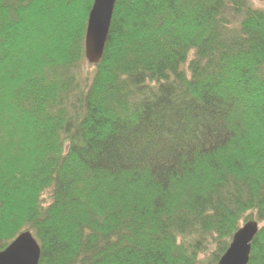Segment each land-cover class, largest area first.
<instances>
[{"label":"trees","instance_id":"1","mask_svg":"<svg viewBox=\"0 0 264 264\" xmlns=\"http://www.w3.org/2000/svg\"><path fill=\"white\" fill-rule=\"evenodd\" d=\"M94 1L0 0V251L218 264L257 221L264 264V8L117 0L82 73Z\"/></svg>","mask_w":264,"mask_h":264},{"label":"water","instance_id":"2","mask_svg":"<svg viewBox=\"0 0 264 264\" xmlns=\"http://www.w3.org/2000/svg\"><path fill=\"white\" fill-rule=\"evenodd\" d=\"M264 2V0H259ZM117 0H95L90 11L85 38V58L98 65L105 52ZM259 225L249 222L234 235L218 264H249L252 243ZM41 248L30 232L19 235L5 250L0 251V264H39Z\"/></svg>","mask_w":264,"mask_h":264},{"label":"rangeland","instance_id":"3","mask_svg":"<svg viewBox=\"0 0 264 264\" xmlns=\"http://www.w3.org/2000/svg\"><path fill=\"white\" fill-rule=\"evenodd\" d=\"M252 2H254L255 5L260 7V8H264V2H260L259 0H252ZM92 68H93V66H91L90 64L87 63L84 70H82V73H90V72H92L91 71Z\"/></svg>","mask_w":264,"mask_h":264},{"label":"bare ground","instance_id":"4","mask_svg":"<svg viewBox=\"0 0 264 264\" xmlns=\"http://www.w3.org/2000/svg\"><path fill=\"white\" fill-rule=\"evenodd\" d=\"M109 38V37H108ZM107 42H108V40H107ZM107 45V44H106ZM249 222H256V223H258L257 221H249ZM249 222H246V223H244L242 226H241V228L245 225V224H247V223H249ZM258 225H259V230L261 229V227H262V225L261 224H259L258 223ZM259 233V232H258ZM257 237V236H256ZM256 237H255V239H256ZM254 239V240H255ZM254 242V241H253ZM252 245H253V243H252ZM251 253H252V251H251ZM250 258H251V256H250ZM249 264H250V262H249Z\"/></svg>","mask_w":264,"mask_h":264}]
</instances>
